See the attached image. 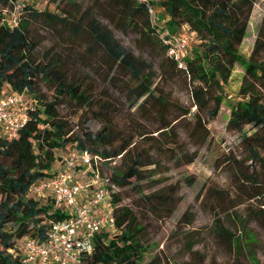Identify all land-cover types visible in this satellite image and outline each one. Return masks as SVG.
Returning a JSON list of instances; mask_svg holds the SVG:
<instances>
[{
  "label": "trees",
  "instance_id": "obj_1",
  "mask_svg": "<svg viewBox=\"0 0 264 264\" xmlns=\"http://www.w3.org/2000/svg\"><path fill=\"white\" fill-rule=\"evenodd\" d=\"M0 3V94L6 86L8 91L23 93L38 102L36 110L15 139L8 140L0 135V264H20L18 257L9 253L15 249L17 242L29 236L39 244L44 243L46 221L64 218L65 215L54 207L50 199L40 200L30 195L33 186L57 170L59 156L64 155L57 152L74 146L71 152L87 151L99 156L116 189L132 181L137 184L144 179L143 167L158 164L146 150L135 153L136 147L131 146L133 140L106 149L104 141H110V133L101 134L106 126L94 137L87 134L85 141L90 145L88 147L82 140L64 138L63 128L53 121L54 109L60 99L68 96L81 106L89 105L91 101L86 88L68 81V72L60 69L61 65L52 60L46 64L34 61L38 43L28 34L32 22L44 19L60 25L71 34L72 40L78 37L89 40L90 54L93 56L98 52L100 57L103 56L110 73L122 71L136 82V86L126 92L130 106L142 99L141 107L151 105V108H156L153 113L158 124L154 133L161 140L167 136L172 138L171 146L163 144L162 148L172 151L175 146L179 147V154L174 156L177 165L189 164L196 157V152L189 153L185 146H181L177 132L178 122L190 114V109L185 108L172 120L166 118L171 103L158 92L152 66L123 48L111 30L102 24L100 17L115 29L134 32L139 39L156 47L162 75L170 71L182 76L196 108L192 115L193 126L185 132L194 145L201 146L208 138V129L202 123L200 113L205 112L211 119L216 117L222 102L221 94H217L216 90H221L228 82L235 65L242 67L243 76L238 90L240 100L230 109L227 129L242 131L246 126L251 127L253 131L249 135H241V143L249 160L257 165V170L255 168L250 173L244 171L237 160L228 161L236 166L234 169L241 175L239 189L242 197L225 207L222 201L228 197L226 193L211 189L215 193V203L219 200L218 210L214 209L215 212L212 209L213 226L215 235L230 253L243 256L251 264H260L253 253L258 242L246 224L252 219L264 229V17L250 56L246 59L239 53L254 0H97L94 6L85 9L57 8L59 14L37 10L22 0H0ZM67 3L75 6L72 0ZM18 4L21 9L17 24L10 25L6 18ZM149 8L161 9L168 16L162 26L157 22L153 24ZM183 27L188 28L198 41L183 58L186 70L177 67L167 54V46L159 38L161 28L174 34ZM38 80L53 83V102L42 104L35 97ZM107 144L111 145V142ZM115 160H122L125 164L121 172L116 166L109 165ZM111 196L115 228L94 237V250L91 255L82 258L81 264H141L147 252L142 223L131 209L118 206V192H112ZM155 198H149L153 209H156L153 202L158 205L169 202V199L159 201ZM228 201L231 202L230 197ZM245 202H253L254 207L248 210L245 218L237 216L242 230L235 235L222 226L218 214H230ZM191 219L192 215L187 211L182 214L177 226L189 225ZM9 225L13 227L7 229ZM146 264L171 263L154 257Z\"/></svg>",
  "mask_w": 264,
  "mask_h": 264
},
{
  "label": "rangeland",
  "instance_id": "obj_2",
  "mask_svg": "<svg viewBox=\"0 0 264 264\" xmlns=\"http://www.w3.org/2000/svg\"><path fill=\"white\" fill-rule=\"evenodd\" d=\"M22 1L37 10L57 14L61 9H85L97 2L72 0L75 6H71L67 3L68 0ZM155 11V17H159L157 23L162 26L168 16L161 9ZM263 17L264 0H254L246 35L239 47V53L246 59L251 54ZM100 20L111 30L123 48L136 57L145 59L152 66L158 92L171 103L166 113L167 119L172 120L185 108L190 109V114L178 122L177 132L180 134L181 146H185L189 153L196 152V157L193 162L178 166L174 156L179 154V147L175 146L172 151L162 148L163 144L171 146L172 138L167 136L161 140L157 133H154L158 124L153 113L156 108H151V105L141 107L142 99L133 107L130 106L126 92L136 86L135 81L122 71L110 73L103 56L100 57L98 52L93 56L90 54L88 50L90 41L84 37L72 40L71 34L60 25L48 23L44 19L30 24L28 34L38 43L33 55L34 61L46 64L52 60L61 65L60 69L68 72V81L86 88L91 101L89 105L81 106L68 96L60 99L54 109L53 121L63 128L64 138L82 140L88 147L90 145L85 141L87 134L94 137L106 126L101 133L102 135L108 131L110 133V141H104L106 149L133 140L131 146L136 147L135 153L146 150L158 161L157 165L141 169L144 176L142 181L137 184L132 181L128 185L114 189L120 198L118 206L131 209L145 229L143 240L148 248L141 264L150 262L154 257L163 262L169 261L171 264H251L243 256L230 253L221 239L217 238L212 214V209L218 210L219 200L215 203L213 197L215 193L211 192V189L224 191L230 197L231 202L228 201V197L222 201L225 207L238 202L242 197L239 189L241 175L234 169L236 166L228 161L237 160L240 167L250 173L255 168L257 170V165L249 160L241 143V135L243 133L249 135L253 131L251 127L246 126L242 131L227 129L230 109L240 100L238 90L243 76L242 67L235 65L228 82L221 90H216L222 97L216 117L211 119L205 112L200 113L202 123L208 129V138L203 145L197 146L185 136L186 129L193 126L192 115L196 108L182 76L174 75L170 71L162 75L160 55L156 47L139 39L134 32H121L104 18L100 17ZM181 30L187 34L191 33L186 27ZM197 43L196 36H191L190 48ZM2 91H7L6 86ZM34 95L42 104L51 103L55 100V87L50 81L38 80ZM144 133L145 135L141 136ZM107 142H111V145ZM73 149L74 146L57 153L67 154ZM109 165L116 166L120 172L125 167L122 160H115ZM258 173L261 174L260 171ZM151 196L159 201L169 199V202L164 205L153 202L156 207L153 209L149 204ZM252 207L253 202H245L230 214L219 212L222 226L237 235L239 230H242L237 216L245 218ZM169 209L171 214L168 215ZM187 211L192 215L191 223L178 227V220ZM12 227L9 225L7 229ZM246 228L255 235L258 243L253 253L260 264H264V229L252 219L248 220Z\"/></svg>",
  "mask_w": 264,
  "mask_h": 264
},
{
  "label": "built area",
  "instance_id": "obj_3",
  "mask_svg": "<svg viewBox=\"0 0 264 264\" xmlns=\"http://www.w3.org/2000/svg\"><path fill=\"white\" fill-rule=\"evenodd\" d=\"M156 1V0H145ZM20 4L7 16L10 25H16ZM153 23L156 11L149 8ZM192 33L171 34L162 29L159 38L167 46V54L177 67L186 70L183 58L190 49ZM38 102L23 93L2 91L0 94V135L15 139L36 110ZM103 160L87 151L59 156L57 170L32 187L30 195L36 199H50L65 216L46 221V241L37 243L29 236L21 238L14 250L20 264H81L82 258L94 250V237L115 228V192Z\"/></svg>",
  "mask_w": 264,
  "mask_h": 264
}]
</instances>
